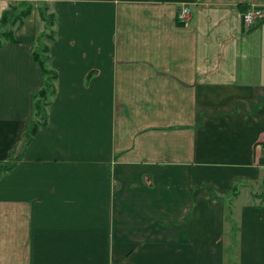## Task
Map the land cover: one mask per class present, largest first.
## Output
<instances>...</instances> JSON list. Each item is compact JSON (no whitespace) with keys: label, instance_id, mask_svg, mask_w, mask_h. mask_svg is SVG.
I'll use <instances>...</instances> for the list:
<instances>
[{"label":"crops","instance_id":"crops-1","mask_svg":"<svg viewBox=\"0 0 264 264\" xmlns=\"http://www.w3.org/2000/svg\"><path fill=\"white\" fill-rule=\"evenodd\" d=\"M18 1L0 264H264V0H0V16ZM35 52L55 79L27 140Z\"/></svg>","mask_w":264,"mask_h":264},{"label":"trees","instance_id":"trees-1","mask_svg":"<svg viewBox=\"0 0 264 264\" xmlns=\"http://www.w3.org/2000/svg\"><path fill=\"white\" fill-rule=\"evenodd\" d=\"M30 5L26 3V1H18L16 3L10 4L5 11L0 16V45L2 42L8 41L13 42V35H12V29L14 26H17L19 22L29 14ZM39 15L43 19H49L51 17H44L43 13L46 12V8L42 6L41 8H38ZM49 39V37H47ZM43 50L46 52L45 46L42 47ZM36 53V52H35ZM40 56L39 53H36L33 55V60L37 65L39 66L42 74L43 79V85L42 87L37 90L33 96V114L35 117H39L41 122H35L33 119V122L29 123L27 127V140L30 139V137L34 134L36 128L38 125L43 124L44 120V109L48 105V98L53 94L52 89V82L55 79V75L52 71L46 69L45 66V57ZM42 58V59H41ZM2 169V168H1ZM0 169V170H1ZM7 167L3 168L1 171H5Z\"/></svg>","mask_w":264,"mask_h":264},{"label":"built area","instance_id":"built-area-1","mask_svg":"<svg viewBox=\"0 0 264 264\" xmlns=\"http://www.w3.org/2000/svg\"><path fill=\"white\" fill-rule=\"evenodd\" d=\"M188 13L187 7L182 6L178 11V16L182 19ZM240 19L245 27H251L256 23L257 20L262 19V13L257 10L254 6H247L241 13Z\"/></svg>","mask_w":264,"mask_h":264},{"label":"rangeland","instance_id":"rangeland-1","mask_svg":"<svg viewBox=\"0 0 264 264\" xmlns=\"http://www.w3.org/2000/svg\"><path fill=\"white\" fill-rule=\"evenodd\" d=\"M6 44H10V43H9L8 41L5 40V45H6ZM42 58H44V57H42ZM42 58H41V59H42ZM230 257H231V255H230ZM229 260H231V258H229L228 261H229ZM223 264H229V263L227 262V263H223Z\"/></svg>","mask_w":264,"mask_h":264}]
</instances>
